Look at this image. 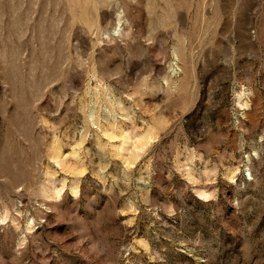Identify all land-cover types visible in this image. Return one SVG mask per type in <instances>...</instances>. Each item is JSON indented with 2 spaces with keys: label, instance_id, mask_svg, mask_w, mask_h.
<instances>
[{
  "label": "rangeland",
  "instance_id": "374dc122",
  "mask_svg": "<svg viewBox=\"0 0 264 264\" xmlns=\"http://www.w3.org/2000/svg\"><path fill=\"white\" fill-rule=\"evenodd\" d=\"M0 264H264V0H0Z\"/></svg>",
  "mask_w": 264,
  "mask_h": 264
}]
</instances>
